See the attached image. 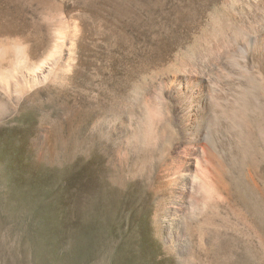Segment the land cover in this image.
Returning a JSON list of instances; mask_svg holds the SVG:
<instances>
[{
    "label": "rangeland",
    "instance_id": "374dc122",
    "mask_svg": "<svg viewBox=\"0 0 264 264\" xmlns=\"http://www.w3.org/2000/svg\"><path fill=\"white\" fill-rule=\"evenodd\" d=\"M4 36L56 74L0 73V264H264V0H0ZM199 69L228 194L161 95Z\"/></svg>",
    "mask_w": 264,
    "mask_h": 264
},
{
    "label": "bare ground",
    "instance_id": "6f19581e",
    "mask_svg": "<svg viewBox=\"0 0 264 264\" xmlns=\"http://www.w3.org/2000/svg\"><path fill=\"white\" fill-rule=\"evenodd\" d=\"M39 59L38 50L27 37H0V73L3 75V78L7 77L11 72H19L23 74L22 76L25 80L24 84L31 89L32 85L38 84V82L41 81V78L44 80L51 74V76L56 74L51 70H48L49 72L45 74L44 63L42 64L43 61H40ZM53 61L54 65L60 63L59 60ZM207 76L202 70H200L190 76L194 77L191 82L178 84L176 81H173L172 84L164 87L161 95L163 98L164 94H166L173 99L179 100V104L176 105L174 113L179 119L181 142L190 147V149L201 153L204 172L210 176L216 189H218L220 193L228 194V191H230L228 188L230 186L225 178V166L223 162L214 155L210 147H207L204 143L205 134L208 131L206 129L208 115L215 104H218V100L214 98L215 95L213 97L214 91L212 92V95L208 94L207 86L209 85L210 79H208ZM210 82L212 83V81ZM10 88L11 87H9L8 84H5V86L2 87V89L7 92L10 91ZM24 89H26V87L19 89V91H15V98H17V100L21 98ZM0 110H2L1 106ZM172 111L173 110L169 111L168 114ZM163 115L159 112L158 114H155L153 118H150L148 128L150 130L149 133L151 132V136L153 134L155 136L156 129L160 126V122H164ZM207 128H209V126ZM193 176V178H197L196 174Z\"/></svg>",
    "mask_w": 264,
    "mask_h": 264
}]
</instances>
